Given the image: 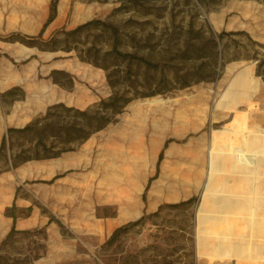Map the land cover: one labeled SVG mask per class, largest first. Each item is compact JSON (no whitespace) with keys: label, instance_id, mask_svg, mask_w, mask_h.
Segmentation results:
<instances>
[{"label":"rangeland","instance_id":"374dc122","mask_svg":"<svg viewBox=\"0 0 264 264\" xmlns=\"http://www.w3.org/2000/svg\"><path fill=\"white\" fill-rule=\"evenodd\" d=\"M49 1L0 0V141L54 103L85 109L112 93L107 71L79 56L130 68L140 81L148 75L151 90L163 88L164 74L167 89L132 99L58 157L12 167L9 151L7 160L0 154V264H264V0H59L37 46L6 39L37 35ZM92 19L117 27L119 49L163 73L111 54L102 28L62 34ZM199 29L214 33L218 63L214 79L196 82L208 70ZM221 31L243 33L218 39ZM238 125L237 139L214 140ZM190 197L196 202L153 214ZM12 212L15 233L1 245Z\"/></svg>","mask_w":264,"mask_h":264},{"label":"trees","instance_id":"16d2710c","mask_svg":"<svg viewBox=\"0 0 264 264\" xmlns=\"http://www.w3.org/2000/svg\"><path fill=\"white\" fill-rule=\"evenodd\" d=\"M59 0H50L48 6V13L46 19L42 23L40 30L35 36H27L20 34H11L7 40L11 42L19 41L28 47L37 46L41 39L45 29L55 19L57 13V4ZM91 28H102L110 33L113 38L111 54H114L117 58L127 60L129 64L135 63L139 66H144L147 70H161L160 63L153 62L145 57L138 56L133 53L123 52L119 49L120 35L117 27L107 24L99 19H92L86 21L69 31H62V34L66 36H76L83 31ZM243 32H224L221 31L217 34L218 39H222L225 35L241 34ZM58 34V33H57ZM200 46L196 50L197 53H201L207 56L208 62L202 63L204 68H207V74H204L197 78L195 81H209L214 79L216 75V65L218 63L217 52V40L214 33L210 30L208 34L204 31L198 30ZM53 36L46 45L49 43L51 50L58 49L59 39ZM96 53H98L96 51ZM200 54V55H201ZM81 60L91 62L97 67H101L107 71L106 80L110 86L112 93L107 98H102L92 106L85 109H79L74 106H67L63 102H57L50 105L46 112L42 116L36 117L31 122L27 123L23 127L14 128L9 127L6 130L0 141V154H2L6 160V151L10 153L11 166L17 167L25 162L32 160H43L58 157L60 154L69 152L75 149L76 146L84 143L93 133L103 129L112 118L119 114L122 109L134 98L152 96L157 93H162L167 89V78L164 74L160 76L159 82L162 85V89L151 90V78L148 75L142 77L141 81L133 77L131 69L120 71L110 70V66L105 62H99L95 56L83 57L79 56ZM57 59H55L56 61ZM60 60V59H59ZM61 70H53L52 73H58ZM163 73V72H162ZM69 84H72V80H69ZM190 82L184 81L181 87L189 86ZM13 89H9L6 93H11ZM221 122L215 124V127ZM236 131L227 126H224L219 132L225 133L224 137L214 139L217 142L235 140L240 131V126H236ZM32 135V140H24ZM16 137L18 143L14 144L13 138ZM171 142V139H166L163 148L158 154L156 168L163 157V150ZM53 177L49 182L56 179ZM196 202L195 197H190L187 200L180 201L178 203H171L160 205L156 212L157 214L163 207L172 209L180 208L186 205H190ZM14 209V205L12 206ZM12 225L4 240L1 241V245L6 244V239L15 233V220L16 216L11 213ZM144 220V216L138 218L135 221L128 222L125 225L119 226L113 230L107 243L113 242L121 233L127 231L129 228L141 224ZM28 233V232H26ZM30 233V232H29Z\"/></svg>","mask_w":264,"mask_h":264},{"label":"bare ground","instance_id":"6f19581e","mask_svg":"<svg viewBox=\"0 0 264 264\" xmlns=\"http://www.w3.org/2000/svg\"><path fill=\"white\" fill-rule=\"evenodd\" d=\"M210 94L211 93H209V95ZM170 101H174V99L173 98L172 99H165V100L164 99H150V100H145V101H140V102L135 103L133 105V108H137V107H150V106L162 105V104L168 103ZM212 150H213V148H212Z\"/></svg>","mask_w":264,"mask_h":264}]
</instances>
